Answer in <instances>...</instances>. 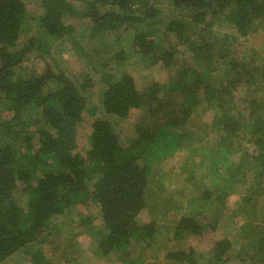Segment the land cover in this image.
<instances>
[{
    "label": "trees",
    "instance_id": "16d2710c",
    "mask_svg": "<svg viewBox=\"0 0 264 264\" xmlns=\"http://www.w3.org/2000/svg\"><path fill=\"white\" fill-rule=\"evenodd\" d=\"M175 156L166 226L153 175ZM234 184L264 222V0H0V264H80L95 221L98 264L233 263L203 239ZM255 221L241 264H264Z\"/></svg>",
    "mask_w": 264,
    "mask_h": 264
},
{
    "label": "rangeland",
    "instance_id": "374dc122",
    "mask_svg": "<svg viewBox=\"0 0 264 264\" xmlns=\"http://www.w3.org/2000/svg\"><path fill=\"white\" fill-rule=\"evenodd\" d=\"M62 56H65L66 59L69 56H71L69 58L74 59V57L70 53H68L67 51H64V55H62ZM150 72H151V74H152V76H153L154 79L155 78H158V80H161L162 81L165 78V74H162V73L161 74H158V73H156V70H151ZM96 93H97V91H95V89H91L89 91V93L87 94V102L89 104H93V102H95V94ZM209 108L210 109H208L207 111H205V113L200 116L201 117L200 120L205 121V122H208V123L211 121V119L213 118V116L215 114V107L214 108L213 107H209ZM210 134H211V136H209V137L211 139H213L214 137H216V134H213L212 132ZM176 156L173 157L172 159L167 160V162H169L170 164H175V163L180 162L181 161L179 159L180 157H176ZM203 168L204 167H201V168H198V169L202 170ZM198 169L197 168L195 169L196 173H198ZM167 178L169 179V177H167ZM173 178L176 179L174 176H173ZM226 188H230V187L227 186ZM240 191H241L240 187L239 186H235V184H234L233 192L226 198L225 203L222 206L220 204H216L217 206L220 205L218 207L222 211L221 213L222 214L223 213L225 214V212H226V213L229 214L231 211L232 212H238V213H235L236 216H238V217H236L234 215L231 216V219L232 220L233 219L236 220V222L238 223V225H240V224H246L251 219L254 220V221L255 220L258 221V224L259 225H263L264 222H261L262 219L260 218V214L257 212L258 211V207H257V204H258L257 203V200L258 199H256L255 197H253L250 202H247V203L245 202L244 203L242 201V198L244 197V194L245 193H243V190L241 192ZM163 194L166 195L165 193H163ZM217 206H214L213 208H215ZM83 210H84V208H83ZM68 213H69V217L70 218L72 217V218H76L77 219L80 216V214L83 213V212H82V210H79L77 208H74V209L70 210ZM85 213L87 214V211L86 210H85ZM180 213H182V212H180ZM92 214L94 216H96L95 215V211H92L91 214L89 213L88 215H91V217H93ZM84 217H87L88 218V216H86V215ZM228 217H229V215H228ZM227 220H229V218ZM97 225H98V222L95 221L94 223H92L91 228H87L86 229V228H84L86 225L83 226V229H82V232L83 233L79 237H77L76 240H75V242H76L75 248L79 252L78 259L81 260L80 261V264H98V263H100L97 260V258H95V257H89V254H88V252L91 250L90 248L93 247V233L95 231V229L94 230H91V229L95 228ZM236 225L234 223V226H235V227L233 226L234 227V231H235ZM243 229H244V227H243ZM252 230H253V228H251V231H250L251 235L248 236L247 235V231H249V228H247V229L245 228L244 229L243 232H244L245 236L247 235V237H244V240L249 241L248 242V245H247L248 247L245 249V245H243V248H242V245H240V247L238 248V250L239 249L240 250H242V249L248 250L250 248H253L252 250H256V251L258 250L257 247H259V246H258L257 243H258L259 238L257 240H255V236L258 237L256 232H255V234L252 237ZM209 235H210L209 232H207L206 235H205V237H204V239H203V243L205 245L207 244V248L208 247L211 248V246L209 245V242L211 240V238L209 237ZM248 238H250V240ZM228 240H230V239H228ZM234 246H239V244L238 243H235ZM62 247H64V245ZM21 258H22V255H18L9 264H20L19 263V259L21 260ZM46 258L49 259V260L51 259V261L53 263H57L58 262V259L56 257H54V256L53 257H49V253L47 254V257ZM233 263L230 262V264H233Z\"/></svg>",
    "mask_w": 264,
    "mask_h": 264
},
{
    "label": "crops",
    "instance_id": "0c3cea01",
    "mask_svg": "<svg viewBox=\"0 0 264 264\" xmlns=\"http://www.w3.org/2000/svg\"><path fill=\"white\" fill-rule=\"evenodd\" d=\"M169 159H172V158L167 157L164 160L165 164L159 165V167L157 168L158 172H156V174L153 175L155 177L154 182L159 184L157 187H154V190L156 191L157 197H158L157 200L162 201L166 198V196H168L167 197L168 200L171 201V203L169 204L170 206L164 211L165 218L163 219V222L167 221L166 218H170V217L173 218L175 214L179 213L180 211L179 208L173 206L176 202L180 203L179 205L181 206V208L185 207L184 206L185 200H182V199L181 201L179 200H180V196H184V197L187 196L185 192L189 190L188 188L185 187L183 177L177 174L174 164H170L169 162H167V160ZM173 176L176 179H174ZM167 177H169V179ZM163 192L166 195H164ZM214 206H217V205L215 204L212 206V209H214L216 213L217 211L222 212L218 206L213 208ZM155 209H158V210H153V211L150 210V213L153 212V215L155 214V216H157V218H160L159 220L161 221L163 218V215H162L163 213L159 210V208H155ZM226 214L227 213L225 212L224 217H226ZM223 218L217 224V228L209 232L210 234L209 237L211 238L209 245L212 246L214 243L218 241H224V240L229 241L230 242L229 244L239 243V246H234V248L232 247L233 254L236 256L235 262L233 264H241L240 259H242L243 257V249L238 250V248L240 247V245H242V248H243V245H245V247L247 248L249 241L244 240V236H245L244 232H242L241 230L239 231L241 224L238 225V223L234 219L232 220L231 218H229V220H226ZM233 222L235 223V225L237 224L235 231H234L235 226ZM254 224H258V223H254ZM166 226H168V222H166ZM253 235L254 233H252V237ZM183 246H185V244ZM228 264H230V262Z\"/></svg>",
    "mask_w": 264,
    "mask_h": 264
}]
</instances>
